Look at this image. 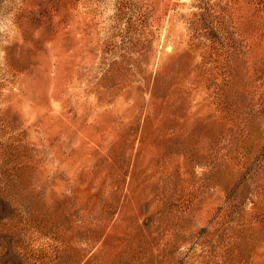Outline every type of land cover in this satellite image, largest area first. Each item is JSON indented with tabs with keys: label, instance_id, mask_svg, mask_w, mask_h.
<instances>
[{
	"label": "rangeland",
	"instance_id": "rangeland-1",
	"mask_svg": "<svg viewBox=\"0 0 264 264\" xmlns=\"http://www.w3.org/2000/svg\"><path fill=\"white\" fill-rule=\"evenodd\" d=\"M0 264H264V0H0Z\"/></svg>",
	"mask_w": 264,
	"mask_h": 264
}]
</instances>
